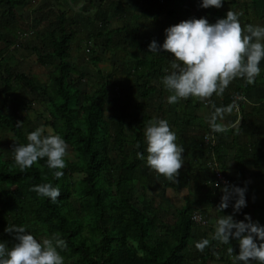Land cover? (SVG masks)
Segmentation results:
<instances>
[{"label": "trees", "instance_id": "16d2710c", "mask_svg": "<svg viewBox=\"0 0 264 264\" xmlns=\"http://www.w3.org/2000/svg\"><path fill=\"white\" fill-rule=\"evenodd\" d=\"M26 1L0 0V7L5 8L4 15L12 25L9 33L0 35V41L5 45L0 52V241L11 247L15 243V234L6 229L16 225L25 226L37 239L58 234L67 242L61 254L66 261L74 260L75 264H208L215 261L233 264L231 258L239 253L238 240L230 238V244H224L213 236L208 239L206 216L199 213L201 210L197 206L215 205L219 209L224 187L212 190L203 171L190 165L179 171L176 179L169 180L162 175L165 188L181 185L187 189L189 196L181 209L170 213L146 196L148 184L161 175L146 160L144 131L154 119L144 106L157 100L158 113H166L163 95L170 91L165 88L162 78L168 74L166 70H171L172 60L171 53L163 49L151 52L148 45L153 40L162 44L165 34L155 37L123 18L119 26L110 27L103 9L107 1L98 0L95 13L87 19L93 24L99 22V25L87 34L86 48L93 66L106 61L98 51L105 53L109 61L112 59L114 65L111 72L98 70L92 92H83L78 83L86 75L68 62L76 37L72 27L77 21L66 11L59 12L54 28L36 34L35 44L29 47L39 66L52 68L46 84H42L36 78L12 72L5 57L16 41L19 24L15 10ZM162 2L155 0V5L150 6L152 14L154 10L158 14L160 10L162 13L167 11L169 17L175 19L178 13H184L178 23L197 18L188 8L174 12L160 5ZM92 4L90 2L88 6L92 7ZM237 7L243 12L242 27L252 24L249 17L264 20V0H224L220 8H214L234 11ZM83 10L88 11L84 6ZM140 15L147 18L151 14L146 7ZM223 17L215 15L212 19L216 21ZM18 47L25 48L24 45ZM250 85L246 82L242 88L224 94V106L239 107L244 100V91ZM112 86L116 88L115 97L110 95ZM19 91L39 100L48 114L45 124L51 134L63 136L76 155V161L66 160V167L62 169L64 174L59 178L54 175L56 169L48 167L47 158H40L27 168H21L13 158V146L27 143L28 132L34 130L28 115L24 114L25 104L19 98ZM199 105L184 99L175 105L174 122L170 125L176 128L177 143L182 146L189 129L207 131L205 122L197 115ZM205 136L207 134L197 141L203 167L208 168L214 157L222 168L223 143H219L218 135H215V138L212 136L214 146H209ZM10 138L13 141L8 142ZM138 152L144 153L143 159L137 156ZM187 152L184 150V158L188 156ZM244 152L239 151L236 157L238 172L243 169ZM75 175L78 178L73 181ZM223 175L229 181V188L234 185L244 187ZM48 182L60 188L61 194L55 202L34 190V186ZM192 196L199 197V201ZM234 200L233 195L229 207L219 209V216L232 215L234 220L240 221L248 214L252 221L264 225V204L253 203L259 212L254 217V211L247 203L235 210ZM195 213L205 224L192 220ZM195 237L207 238L210 242L198 255L190 248ZM230 246L233 254L227 251Z\"/></svg>", "mask_w": 264, "mask_h": 264}, {"label": "clouds", "instance_id": "9594fccd", "mask_svg": "<svg viewBox=\"0 0 264 264\" xmlns=\"http://www.w3.org/2000/svg\"><path fill=\"white\" fill-rule=\"evenodd\" d=\"M223 3L224 0H201L200 6L220 8ZM148 47L151 52L163 49L172 54L171 70H166L168 74L162 78L165 88L171 93L167 97L169 103L189 96L211 97L213 93H223L236 77L245 78L250 83L255 81L261 72L260 62L264 60V25L247 24L242 27L239 13L228 10L215 23L201 17L169 26L165 29L163 43L153 40ZM222 111L216 109V113ZM213 127L222 130L219 124L213 123ZM144 136L147 164L169 180L176 179L184 163V148L176 142V133L171 130L169 122L166 119L150 121ZM27 141L12 148L13 158L21 168L47 158L48 167L56 169L55 177L63 176L62 169L66 167L65 157L68 155V144L63 136L45 135L41 126L28 132ZM137 156L143 159L144 153L138 152ZM211 159L215 160L214 157ZM211 163L208 168L213 175ZM34 190L53 202L61 194L59 186L51 182L36 185ZM246 190V187L238 185L225 186L219 209L229 207L233 195V208L238 211L245 207ZM6 231L15 234V243L8 247L6 242L0 241V264H65L61 249L67 247V242L58 234L37 239L25 226L16 225ZM214 237L224 244H230V238L238 240L239 253L233 255V264H253V261L264 264V225L252 221L250 215L245 214V219L240 221L234 220L232 215H221L216 222ZM209 243L207 238H203L196 242L195 247L202 251ZM227 251L233 254L231 246Z\"/></svg>", "mask_w": 264, "mask_h": 264}, {"label": "rangeland", "instance_id": "374dc122", "mask_svg": "<svg viewBox=\"0 0 264 264\" xmlns=\"http://www.w3.org/2000/svg\"><path fill=\"white\" fill-rule=\"evenodd\" d=\"M80 0H27L24 5L20 8L15 10V16L18 20V30H16L15 38L16 40L14 44L8 48V55L5 57L7 58V64L12 72L17 74H25L29 77H33L38 79L42 84H46L47 82V75L48 72L52 69L43 68L38 65L37 57L31 53V49L29 48L31 45L35 44V35L39 33H44L45 31L51 30L54 28L56 22V15L59 12L66 11L68 15H71L77 21L76 26H73L72 29L75 31V39L72 46L71 56L68 62L71 66L75 67L79 71L83 72L86 77L84 80L78 83V86L81 88L83 92H92L95 86V75L97 71L102 72H111L112 66V59L109 61L107 55L98 51L99 55H102L103 58L106 59L102 64L98 66H93L90 63V55L88 53V47L86 48L85 38H87V34L93 31L94 26L97 27L99 22H95L94 24L89 22L87 17L92 18V15L95 13V8H87L88 11L85 13L84 10L82 11V7L78 4ZM97 1V0H93ZM162 6L167 7L168 10L176 12L178 9L182 7L187 8L190 10L191 15L194 17H206L209 23L212 22V17L214 15H226L225 11H219L213 9L212 7L203 8L200 6L201 0H171L170 2L162 0ZM173 1V2H172ZM97 3V2H96ZM111 3V4H110ZM115 2H106L105 6L107 7L105 13V20L108 21L109 26L114 28L120 25V20H115V16L119 18L124 17L125 21L131 22L133 25H139L144 30L151 32L155 37H159L165 34V29L169 26L175 25L178 23L179 20L183 18L184 13H181L176 16L174 20H170V17L167 15L165 16L161 10L159 14H157L156 21H149L147 19H136L133 16H138L136 13L128 12L129 6L128 3H123L121 7L114 4ZM193 3V4H191ZM110 5V6H108ZM174 8H172V6ZM141 10V9H140ZM215 10V11H214ZM5 8L0 7V35H2L8 31V33L12 29V25L10 20L6 15H4ZM235 12L239 13V20L240 23L243 20V15L239 10H235ZM89 13V14H88ZM113 14V15H111ZM108 16H111V20H108ZM114 17V18H112ZM260 24L264 25V23L253 21V25ZM25 48H20L18 46ZM3 42L0 41V52L5 48ZM30 49V50H29ZM101 52V53H100ZM1 84V80H0ZM19 98L22 102H24V114L28 115V122L35 130L37 127L43 126L44 133L51 134L50 128L45 124V120L48 117L46 110L42 107L39 103V100L35 99L34 97L30 96L29 94L19 91L17 92ZM110 95L111 97H115L116 95V88H110ZM166 98L164 99V111L165 114H160L157 111L158 101L150 102L149 104L144 106V109L148 114L155 119H166L169 124L174 122L173 112L175 109V103H169L167 97L170 93L165 94ZM190 97V96H189ZM188 97V98H189ZM197 102L203 106H206L207 101L204 97L194 96ZM13 141L11 138L8 139V142ZM75 153L68 147V155L65 157L67 161L74 162L76 161ZM111 157L115 158V153L111 155ZM184 163L179 171H184L190 165H194V169H200L203 171L204 177L208 178L207 182L210 184L212 190L222 189L219 187L218 184H214L215 180L213 178L212 173L208 170L204 173V168L202 165V159L199 161L194 162V155H189V158L183 159ZM250 168V165H248ZM160 177L152 180L146 189V196L148 200H155V203L162 208L166 209L170 213H174L175 211L181 209L184 206V202L186 197L189 196V193L186 188L181 185H176L172 187V189H168L164 187V177L160 174ZM206 175V176H205ZM77 176L73 177V181L77 180ZM248 184L251 188V192L246 190L245 196L248 206H250V210L254 213V217H256L259 212L256 211L255 207H253V203H261L264 204V181L256 182L253 180H249ZM193 195V194H191ZM195 201H199V197L192 196ZM198 209L201 210L203 216H206V224L208 226V239L212 236L214 237L215 227L217 219L219 216V209L215 205H210L208 207H201L200 204L197 205ZM262 213V212H261ZM253 217V216H252ZM253 220L256 221L254 218ZM197 241H200L198 238H194L191 242L190 248L191 251L195 254H200L201 250L195 247ZM232 257V256H231ZM233 261V257L231 258ZM65 264H75L74 260H65ZM208 264H222L221 262H208ZM242 264V262H241ZM253 264H259L257 261H253Z\"/></svg>", "mask_w": 264, "mask_h": 264}, {"label": "crops", "instance_id": "0c3cea01", "mask_svg": "<svg viewBox=\"0 0 264 264\" xmlns=\"http://www.w3.org/2000/svg\"><path fill=\"white\" fill-rule=\"evenodd\" d=\"M73 1L74 0H72V2ZM106 1L115 2L114 4H116L119 7H121L123 3H128L129 6L128 12L133 14L134 12H137L136 14L138 16H133L136 19H147V20L151 19L149 21L152 22L153 18L157 17L158 14L156 10H154L155 12H153L152 14V10L150 7L152 5H155V0H106ZM90 2L93 3L92 7L88 6ZM78 4L81 7L84 6L85 9L86 8L96 9L99 6V1L80 0ZM174 6L175 5H173L172 8H174ZM238 6H241V3L238 4ZM146 7L148 9V13L151 14L147 18L140 15V12L146 9ZM212 8L216 9L214 7ZM103 9L105 12L107 7L104 5ZM240 9L241 8L237 7L235 10H239L241 13H243L242 9L241 10ZM219 11H225L227 13L226 9ZM163 14L165 16L167 15L169 16L167 11H164ZM114 16H115V20L119 19L121 21L122 18L125 20L124 17L119 18L115 14ZM214 16L212 18H214ZM221 16H225V15H221ZM249 18L252 24L253 21L264 23V20H253L251 17ZM108 20L109 21L111 20V16H108ZM170 20H174V19L170 18ZM211 20L213 23H215L213 19ZM243 20H244V16H243ZM243 20L241 22H243ZM260 67H261V72L256 77L254 82L250 83L247 82L245 78L236 77L224 89L223 93L221 94L213 93L211 97H204V99L207 101L208 104H206V106L200 104L199 109L197 111V115L201 117L202 120L205 122V125L207 126V131L199 132V129L197 128L189 129L187 131V139L185 140V145L183 146L184 150H188L189 153L187 152L188 156L186 158H184V152L182 154L183 159H187L189 158V155L193 154L194 162L201 160L202 159L201 150L199 149L200 146H198L197 143V141H200L199 138H201L202 135L204 134L213 137L215 135H218L219 143L220 141L223 143V145L221 143L223 173L237 184L243 185L244 187L247 186L249 188L247 189V191L250 190L249 192H251V188L248 184L249 180H253L256 182L264 181V60L260 62ZM246 82L251 85L249 86V88H247V90L244 91L243 94L244 100L239 103V107L238 106L229 107L227 105H226L227 107H225L224 105L226 100L223 95L230 94L236 88H240V87L242 88ZM163 98L164 99L166 98L165 94L163 95ZM182 99H184L185 101H190L192 103L199 102L194 96H190L189 98L187 97ZM217 108L223 109V111L221 113H216ZM214 114H215V120L213 121ZM213 123L219 124L222 130H218L214 128ZM171 130L175 131L176 133V128H174L173 126H171ZM220 134L223 135H221L220 137ZM176 142H178V140ZM239 151H245L244 159H243V169H241L240 172H238L236 165V157ZM248 165H250V168L248 167ZM207 169L210 171L209 168H206L204 169V173L205 171H208ZM206 179L208 180L207 176ZM168 189H172V187ZM260 204H262V202Z\"/></svg>", "mask_w": 264, "mask_h": 264}, {"label": "built area", "instance_id": "2783aa9c", "mask_svg": "<svg viewBox=\"0 0 264 264\" xmlns=\"http://www.w3.org/2000/svg\"><path fill=\"white\" fill-rule=\"evenodd\" d=\"M205 143L209 146H214L215 144V140L212 136H205L204 138ZM212 163L210 164L212 171H213V176H214V184H218L219 187H225V186H229V181L225 178V176L223 175L220 166L218 165V163L215 160L211 161ZM192 220L197 223V224H205L204 221H202L203 219L201 218V216L198 213H195V215H193Z\"/></svg>", "mask_w": 264, "mask_h": 264}]
</instances>
